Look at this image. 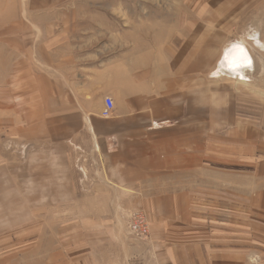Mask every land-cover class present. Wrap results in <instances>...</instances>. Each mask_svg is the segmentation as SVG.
<instances>
[{"label":"crops","instance_id":"0c3cea01","mask_svg":"<svg viewBox=\"0 0 264 264\" xmlns=\"http://www.w3.org/2000/svg\"><path fill=\"white\" fill-rule=\"evenodd\" d=\"M195 1L158 46L68 38L61 67L69 10L0 0V131L25 151L3 156L21 199L0 209V264H264V0Z\"/></svg>","mask_w":264,"mask_h":264},{"label":"rangeland","instance_id":"374dc122","mask_svg":"<svg viewBox=\"0 0 264 264\" xmlns=\"http://www.w3.org/2000/svg\"><path fill=\"white\" fill-rule=\"evenodd\" d=\"M195 4V0H55L49 10H69L61 24L68 26L69 19L71 20V33L61 35L63 50L60 66L65 67L68 61H71L66 55L68 38L71 39V43H87L86 46L80 45L74 50H79L82 55L113 53L115 42L119 41H124L126 47L135 49L145 48L139 47L140 42H149L153 47L158 46L159 42L163 43L170 35L183 31L188 16L187 9ZM136 42L137 46H133L132 44ZM236 46L242 47L240 44ZM229 49L226 50V59L230 57ZM2 94L3 92H0V95ZM7 137L1 130L0 209L4 208L5 202L17 204L21 199L16 193L11 194V199L9 194L7 198L4 194V153H7L8 158L12 156L13 161L20 159L25 153L21 145L11 143ZM70 153L73 155L77 171L88 168L84 163L87 161L89 163L90 157L87 156L85 148L71 147ZM9 185L14 187L13 184Z\"/></svg>","mask_w":264,"mask_h":264},{"label":"built area","instance_id":"2783aa9c","mask_svg":"<svg viewBox=\"0 0 264 264\" xmlns=\"http://www.w3.org/2000/svg\"><path fill=\"white\" fill-rule=\"evenodd\" d=\"M114 102L112 98L105 99V106L102 110L103 117H110L113 113ZM127 227L129 233L138 239H148L150 236V220L149 215L144 210L131 212L128 216Z\"/></svg>","mask_w":264,"mask_h":264},{"label":"bare ground","instance_id":"6f19581e","mask_svg":"<svg viewBox=\"0 0 264 264\" xmlns=\"http://www.w3.org/2000/svg\"><path fill=\"white\" fill-rule=\"evenodd\" d=\"M242 48V47H241ZM226 56H227V53H226ZM223 65H226V62L225 63H223Z\"/></svg>","mask_w":264,"mask_h":264}]
</instances>
